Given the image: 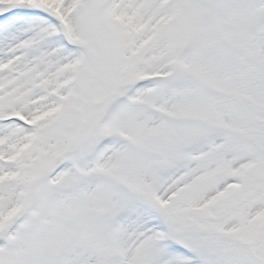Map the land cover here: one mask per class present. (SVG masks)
I'll return each mask as SVG.
<instances>
[{"label": "rangeland", "instance_id": "rangeland-1", "mask_svg": "<svg viewBox=\"0 0 264 264\" xmlns=\"http://www.w3.org/2000/svg\"><path fill=\"white\" fill-rule=\"evenodd\" d=\"M58 1L54 0L52 5H48L54 14L65 12L61 6L57 5ZM100 1L102 0H73L74 8H77L75 14L67 21L71 31L70 36L74 38L73 41L85 47L88 55L82 57L83 66L79 71L78 65L81 62V57L60 69L59 75L63 79L57 84V87L64 86L63 90H58L62 91L64 95L57 96L54 106L32 115L33 120H31L30 116L24 113L23 108L16 110L9 103L10 93L0 88V92H4V95H0V112L4 113L3 115L10 112L19 113L26 121L45 131V133L41 132L42 135L36 136L17 127H12L8 135L0 136V144L4 143V145L11 147L9 151H3L9 158H0L2 160L0 163V183L2 184L0 187V213L6 214L7 223L16 211L17 204L22 205V198L36 179L46 174L58 159L59 161L63 160L62 162H71L64 157L66 153L71 150L73 152L78 150L75 152L77 162L75 170H83L84 164L81 163V160L85 159L86 155H91L92 149L87 142H84V139L82 140L85 137L82 136L76 142L74 140L76 137L73 136V130L78 125L77 121L83 115L87 116L89 113H93V109H95L94 111L99 110L112 99L121 94L124 95V91L135 80L138 81L152 74L164 75V72L171 70L172 63L178 58L176 50L182 41L186 39L195 40L199 35H202L204 46L209 48L212 46L210 43L214 40L211 36L213 31L212 20L210 16L204 13L207 11L206 3L214 0H182L173 7L171 12L168 9H166L167 11L160 9L163 6L162 0H119L113 5L114 8L110 12H106V15L98 12ZM237 2L238 0H216L218 14L222 16L223 12L226 11L235 16L237 7L233 8V4ZM243 2L249 4L250 0H243ZM242 8L243 11H248L246 5ZM170 15L173 16L168 17ZM100 17L105 21L104 27L110 32L108 37H102V20ZM163 18L165 19L160 22V19ZM137 19L148 22L146 24L148 27L153 25V31L148 36L146 35V38H141L142 31L140 33L136 31L135 22ZM156 20L159 21L158 25ZM234 23L240 28L236 33L232 32L231 35L234 34L233 41L239 43V33L253 22L247 23L243 27L238 21H233ZM98 38L99 42L96 43ZM127 42L129 43L128 51L125 53L123 51V59L121 58L123 61H121L119 55L122 49H127V46L125 47ZM254 42L255 44L258 42L257 45L252 44L253 48L247 49V52L242 54L241 65H236L234 60H231L234 49L222 38H219L218 45H215L214 49L217 48L219 55H223L224 60L227 61V70H225L224 76H227L230 71L232 77L228 80L225 79V81L222 77L219 79L218 76L224 68L222 61L220 62L221 57L216 62L215 59L211 61L213 67L206 71L212 75L209 76V87L216 91L212 97L201 89L203 92L200 90L184 92L170 98L171 95L167 97L165 94L171 91V87L164 85L159 89L144 93L136 101L135 107L110 128L109 132H106L114 136L123 135L122 137H127L126 133H129L135 142L142 141L146 145L150 144L152 148H159L162 158L167 159L163 163L160 158L152 160V157L145 152L134 155L133 151L127 152L124 145L119 150H114L117 151L116 154L124 156L122 157L124 158L123 165L126 169L132 167L127 174L132 183L130 184V190H132L130 197L132 199L115 200L110 185L103 183L104 181L99 178L96 180L97 183L89 189L86 184L92 177H88L85 171L81 172L82 180L86 179L81 182V186L86 192L93 190L89 192L88 197L81 198L77 204H75L76 201L74 204L72 203L71 196L76 189L79 191L77 188L79 179L67 182L62 192L44 187L34 191V197L38 194L37 202H41L38 206L40 214L37 217L48 218L49 221L46 226L48 231L60 237H43L42 240H47L42 243L44 250L41 257H37L33 264H58V262H53L56 252L54 248L58 245L67 249L65 255L67 264H106L112 254L116 258L124 259L126 264H135L136 250L131 243L126 242L125 230L127 225L124 223L123 228L125 229L113 237L105 234L104 229H107L108 223L115 215L119 219L125 217L124 215L127 213L126 204L138 203L141 198L149 196L147 188L149 186L151 189L159 173L182 160L179 154L180 149L193 140L206 137L205 128H203L204 131L192 129L191 135L189 134L191 139L187 137V139L182 140L185 143H174L176 145L172 147V154H169L167 149L169 147L166 146L169 138L165 137L161 140L163 137L161 134L152 132L158 122L153 124L150 132L142 128L141 122L146 107L144 112L141 111V108L144 105L153 107L152 111L159 113L160 116L171 113L172 115H180L184 119H200L207 123V126L216 125L219 127L218 130L220 127H231L236 119L248 125L245 121L247 116L244 115L239 103L222 99L220 93L221 91L243 92L245 89L243 82H239L237 78L241 71H245L249 76L256 77L253 80L256 81L257 87H254L252 96L257 106L260 105V108L261 105L264 106V74L258 75L256 72V68L259 66L263 68L264 72V32L260 33ZM228 58L231 60L230 62ZM112 61H117V63L114 64ZM85 64L86 71L81 76L80 72L84 70ZM124 71H127V74L117 78L118 73H124ZM73 80L76 81V84L79 82V86L74 92V96H78V102L77 99L76 101L74 99L72 103H75L76 106H66L64 117L68 121L66 127L69 129L64 126L57 128L55 134L53 133L54 126H57L58 119H62L59 114L61 111L63 113V104L66 103L64 100L72 89H67L66 85ZM260 83H263L262 87ZM175 84L180 87L186 83L177 81ZM85 102L87 107L82 106ZM257 106L255 105V107ZM249 130H251L250 127ZM90 134L87 132L86 137L89 138ZM51 135H53L52 138ZM246 136L250 137V131ZM246 136L242 135L238 138L242 140ZM10 139L12 141H9ZM50 139L57 142L58 147L56 149L52 148L51 145L48 147L46 144ZM255 141L257 142V145L254 144L255 149L247 150L241 146L242 142L239 139L232 137L228 141L229 143L224 145L226 147L223 151L214 150L211 152L212 154L197 158L194 162L199 163L201 171L193 177L191 186L204 188L217 180L223 182L230 173L239 169L243 164L251 165L254 167V171L248 181H256L253 186H257L261 191L257 201L250 206L248 205L246 209L244 208L246 200H243V203L240 201L235 203L231 211H228L231 209L228 204L221 205V207L225 212L242 214L256 223L259 217L264 216L259 215V213L264 212V143L256 139ZM15 144L17 149L12 148ZM225 154H228L230 158L224 159ZM17 155H20L19 160H17ZM113 164V157H109L106 164H103L96 173L92 174L113 172ZM70 175V172L63 173L59 177V183L65 178L68 181L67 177ZM184 178L181 177L180 179ZM246 184L248 186L247 181ZM153 194L154 192L152 196ZM41 195H44L43 200H39ZM215 199H219V197ZM113 200L115 201L114 204L112 203ZM90 207H96L97 210ZM69 210H71L70 213ZM258 210H260L259 213ZM6 226L7 224L5 225L0 221V231L4 230ZM81 234L83 235L80 238L79 235ZM97 246L102 250L98 251L100 248L95 249Z\"/></svg>", "mask_w": 264, "mask_h": 264}, {"label": "snow or ice", "instance_id": "snow-or-ice-1", "mask_svg": "<svg viewBox=\"0 0 264 264\" xmlns=\"http://www.w3.org/2000/svg\"><path fill=\"white\" fill-rule=\"evenodd\" d=\"M80 54L59 17L40 0H0V88L10 93L16 110L31 117L54 106L64 95L57 89L60 69ZM18 124L23 126L0 120V136ZM199 171L198 162L181 160L174 171L159 173L150 200L126 204L125 237L136 250L135 264H264V224L225 212L214 199L226 196L232 181L191 186ZM5 216L0 213L6 225Z\"/></svg>", "mask_w": 264, "mask_h": 264}, {"label": "bare ground", "instance_id": "bare-ground-1", "mask_svg": "<svg viewBox=\"0 0 264 264\" xmlns=\"http://www.w3.org/2000/svg\"><path fill=\"white\" fill-rule=\"evenodd\" d=\"M140 95H141V94H140ZM140 95H139V96H140Z\"/></svg>", "mask_w": 264, "mask_h": 264}]
</instances>
